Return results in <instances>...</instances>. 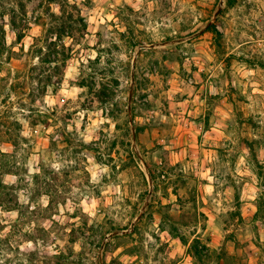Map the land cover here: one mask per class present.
I'll return each mask as SVG.
<instances>
[{"label":"rangeland","instance_id":"1","mask_svg":"<svg viewBox=\"0 0 264 264\" xmlns=\"http://www.w3.org/2000/svg\"><path fill=\"white\" fill-rule=\"evenodd\" d=\"M0 264H264V0H0Z\"/></svg>","mask_w":264,"mask_h":264},{"label":"crops","instance_id":"2","mask_svg":"<svg viewBox=\"0 0 264 264\" xmlns=\"http://www.w3.org/2000/svg\"><path fill=\"white\" fill-rule=\"evenodd\" d=\"M200 97L201 96L197 95V96H195L194 99H192V101L194 103L195 102L197 103V100H198L197 98H200ZM185 101H187V100H185ZM195 118H197V117H195ZM203 119H204V122H203V124H204L207 122V120H206V118H203ZM217 121L220 122L221 120L217 119ZM203 124H202L201 119H195V120H191V121L189 120V122L188 121L183 122V125L180 126V129L182 130L181 136H185V137L193 136V138H197V137H200V135H202V133H205V136H208L209 138H213L215 134H216L217 138H221L222 135L225 136V133L223 132V130H220V129H214V128H209L207 130L201 129V126ZM187 125L189 127L188 129H187ZM186 151H187V148H182L179 152H176V151L172 152L171 156L173 158L174 154L176 156L183 155V153ZM195 151H198V149ZM180 160H183V158L181 157ZM180 160H178L176 162H180Z\"/></svg>","mask_w":264,"mask_h":264},{"label":"trees","instance_id":"3","mask_svg":"<svg viewBox=\"0 0 264 264\" xmlns=\"http://www.w3.org/2000/svg\"><path fill=\"white\" fill-rule=\"evenodd\" d=\"M53 2H54V0H53ZM1 156H5L4 154H2ZM1 189H3V190H6V189H9V188H7L5 185H1ZM12 209H11V207H8L7 208V211H11Z\"/></svg>","mask_w":264,"mask_h":264}]
</instances>
